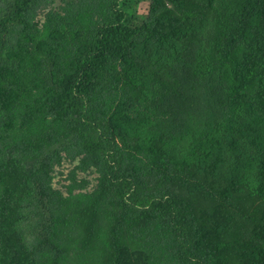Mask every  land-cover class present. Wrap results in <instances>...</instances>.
I'll return each mask as SVG.
<instances>
[{
    "label": "trees",
    "instance_id": "obj_1",
    "mask_svg": "<svg viewBox=\"0 0 264 264\" xmlns=\"http://www.w3.org/2000/svg\"><path fill=\"white\" fill-rule=\"evenodd\" d=\"M0 264H264V0H0Z\"/></svg>",
    "mask_w": 264,
    "mask_h": 264
},
{
    "label": "rangeland",
    "instance_id": "obj_2",
    "mask_svg": "<svg viewBox=\"0 0 264 264\" xmlns=\"http://www.w3.org/2000/svg\"><path fill=\"white\" fill-rule=\"evenodd\" d=\"M145 7H146V2L140 3V5L138 6L139 11L142 12L145 9ZM63 171H64V168L63 167L62 168H59L57 170V172L55 173V178L53 180L54 186L57 187V188H59V189H61V190H63L62 184L64 182L63 181L64 180V176L62 175V172ZM87 178L88 179H91V183H93V176L92 175H88Z\"/></svg>",
    "mask_w": 264,
    "mask_h": 264
}]
</instances>
